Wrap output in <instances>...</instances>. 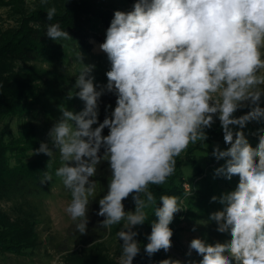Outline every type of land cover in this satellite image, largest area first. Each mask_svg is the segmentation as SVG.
Masks as SVG:
<instances>
[{"label": "clouds", "instance_id": "obj_1", "mask_svg": "<svg viewBox=\"0 0 264 264\" xmlns=\"http://www.w3.org/2000/svg\"><path fill=\"white\" fill-rule=\"evenodd\" d=\"M55 14V7L48 9L46 20ZM45 34L52 41L72 40L59 23L48 24ZM99 49L110 64L106 83L96 82V66L85 64L77 52L72 66L80 70L67 99L78 98L84 107L79 112L59 107L50 143L41 142L32 153L49 157L47 167L59 154L55 176L71 194L65 212L75 231L87 234L100 184L94 177L107 163L110 176L95 215L103 217L97 225L108 234L122 224L116 233L122 241L118 264H133L141 254L134 229L145 225L149 210L155 220L143 251L149 258L169 252L170 225L186 210L177 196L162 195L157 203L151 186L175 175L177 158L190 145L207 144L218 120L226 147L217 143L207 155L224 161L213 178L238 182L211 197L210 203L221 207L203 223L215 222V230L229 239L194 238L186 256L194 251L201 257L198 264H264V127L251 133L258 139L255 147L244 131L250 123H264V0H135L130 11H114ZM107 94L116 98L115 107L105 106L101 122ZM52 178L46 170L40 184ZM128 199L134 210H126Z\"/></svg>", "mask_w": 264, "mask_h": 264}, {"label": "rangeland", "instance_id": "obj_2", "mask_svg": "<svg viewBox=\"0 0 264 264\" xmlns=\"http://www.w3.org/2000/svg\"><path fill=\"white\" fill-rule=\"evenodd\" d=\"M77 1L79 0H0V47L11 38H14L15 42L17 40L21 41L19 37L22 35H29L42 30L44 25L32 18L34 13H45L48 9L55 7L56 13L61 14L69 5ZM106 6L125 12L132 9V6L125 0H111L106 2ZM98 33L105 40L106 32L100 29ZM92 43L94 47L91 53H82L84 63L96 66L94 72L96 82L103 84L106 83L105 72L110 69V64L106 54L100 51V44L95 41H92ZM75 55L66 53L61 62H56L52 66V69L58 71L64 77L61 85L62 94L54 96L49 93L50 97L49 94H44L49 99L34 103V114L28 122L25 118L20 120L0 116V168L8 169L15 168L18 164L22 166L34 164L39 160V155L33 156V152H23L22 156L25 155L24 158L22 156L17 157L22 151L17 147L27 145V140L34 139L33 132L37 133V131L43 134L45 143H50L48 132L61 115L58 110L59 107L61 109L68 108L75 112L83 109L84 104L78 98L67 99L70 91L73 94L75 92L73 88L75 78L80 70L79 65L75 68L72 66ZM33 67L34 65L18 61L0 49V93H5L6 90H35V87L31 84L21 81L19 76L31 71ZM261 107H264V104ZM246 111L247 109L242 110L237 112L236 115L245 114ZM260 127H264V123L257 124L253 122L246 127L244 131L248 140L256 141L257 137L251 133H255ZM208 135L213 137L214 145L218 143L222 150L225 149L226 146L223 142V134L218 120L213 128L208 131ZM30 147L34 149V146ZM212 148L213 146L203 144L194 154L200 169L209 173L210 171L214 172L223 162L215 161L211 155L207 156L208 153H211ZM184 155L183 158L185 159ZM52 161L57 163V166L51 169L55 175L56 169L61 166L58 153ZM182 173L184 180L181 183L177 182V184L181 188L183 194L181 198L183 200L182 206L186 211L177 214L174 222L170 225L174 231L172 237L173 247L169 252H163L157 259L151 260L154 262L151 264H159L164 259L179 260L181 264H187L188 260L191 259L198 264L201 257L194 251L190 258L186 256L192 239L203 238L207 239L209 243H223L229 239L226 234H220L215 230V222L203 223V221L208 220L209 215L214 210H211L208 214L205 209L198 208L196 201L190 197V193L195 191L192 185L194 169L186 161H183ZM169 179L173 180L172 177ZM237 182L238 178L235 177L231 182L222 179L221 182L216 183L215 181L212 183L210 180L208 205L213 206V208H220L221 206L218 203H210L211 197L233 190ZM169 184V181H167L162 186L165 187ZM186 184L189 185V189H187ZM159 187L161 186H158L157 189ZM158 193L160 194L158 198L162 195H169L162 190V187L161 190H157L156 197ZM92 199L98 201L99 192H96V197ZM70 200V192L65 189L62 180L57 176H54L49 184L43 186L42 192L36 198L25 200L0 199V244L17 242L18 245H23L22 247L27 249V255L21 258L0 254V264H70V262L72 264H118L119 257L122 254L120 246L122 241L120 242L116 237L118 229L111 230V233L106 235V239L105 235H101L92 228H88L87 234L83 236L79 233L77 235L67 234L68 229L73 224L65 212ZM130 203L132 205L131 210H134L131 199ZM191 207L198 208V211L191 214ZM150 211L148 212L149 218L151 217ZM203 213L208 215L204 216ZM202 214L203 216H201ZM149 218L143 225V231L141 232L143 243L146 242V235L151 233ZM194 226L196 227L195 232L191 230Z\"/></svg>", "mask_w": 264, "mask_h": 264}, {"label": "trees", "instance_id": "obj_3", "mask_svg": "<svg viewBox=\"0 0 264 264\" xmlns=\"http://www.w3.org/2000/svg\"><path fill=\"white\" fill-rule=\"evenodd\" d=\"M111 0H79L74 4L68 6L63 13H56L51 21L46 20L47 12H38L32 15V18L44 25L42 30L34 32L29 35H22L21 41L17 40L15 42L14 38L9 39L0 49L7 53L10 57L31 65H34L31 71L26 74H20V80L29 83L35 90H21V91H5V93H0V116H6L10 118L26 119V122L29 121L32 114H34V103H37L41 100H48L50 94L54 96H59L62 94V87L64 77L59 74L58 71L52 69V66L56 62H61L63 56L68 53L70 55L81 52L84 54L91 53L94 45L92 41H95L97 44H102L104 38L99 34V30L106 32L107 28L110 25V21L113 18L115 9L106 6V2ZM131 6L135 0H125ZM59 23L61 30H65L72 37V40H60L52 41L45 34L46 26L48 24ZM50 93V94H49ZM44 94H49V97H45ZM115 97L111 94H107L102 97L100 116L99 119L102 122L105 117V106L112 105L115 107ZM18 104V105H17ZM17 105V106H16ZM34 130V129H33ZM38 133V131H37ZM33 132L34 139L27 140L25 146L17 147L22 150L17 157H21L23 152H33V150L39 148L40 143L44 142L43 134ZM108 134V130L105 129L104 135ZM213 136V134H212ZM209 137V140L206 142L208 146H213V137ZM249 142L256 146L258 139L249 140ZM255 143V144H254ZM33 144V145H32ZM203 144L190 145L187 150L184 158H177L176 172L172 176V179H168L169 185L161 186L162 190L166 194L171 196H177L180 199L183 197L181 188L177 182H183V173L182 166L183 161H186L191 168L194 169V174L192 175L193 189L190 196L198 208L205 209L208 214L213 211H217L220 208L208 205L209 200V189H210V180L211 182H221L222 178H213V171H203L197 163L196 156L194 155L200 149V146ZM34 146V149H31ZM25 155L22 156L24 158ZM22 160V159H21ZM49 157L41 154L39 155V160L34 164L22 166L18 164L15 168L2 169L0 168V199L2 200H25L36 198L43 190V186L40 184V180L43 177L44 171H49L54 177V172L51 171L52 168L57 166L56 161H51L50 167H47ZM224 161L221 163V165ZM220 165V166H221ZM212 174V175H211ZM110 172L108 170L107 163H104L98 168V175L94 177L97 179L100 184L97 185V192H99V199L106 193V186ZM53 179V178H52ZM158 186H151V191L156 194L157 190H161V187L157 189ZM179 187V188H178ZM159 192V191H158ZM158 193L156 200L159 203ZM126 210H131L132 205L130 199L124 201ZM198 208L191 207V214L196 213ZM99 205L98 201H93L90 205L89 218L90 223L88 228L95 229L101 235H107L108 232L106 229L100 228L98 221H101L103 217H98L95 215V212L98 211ZM151 217L149 222L155 220L154 212L150 211ZM204 216L208 215L203 213ZM203 214L201 216H203ZM121 225L113 226L112 230H120ZM138 230L140 235L138 237L139 242L141 243L142 250L139 257H136L133 261V264H151L154 263L151 260H155L158 256L163 254V250L155 254L152 258H149L143 251V245L148 241L146 240L143 243V238L141 239V232L143 231V226L134 229ZM68 235H77L78 232L75 231V224L73 223L68 229ZM145 240V238H144ZM23 245H18L17 242H11L10 244H0V254L1 255H12L15 257H24L27 254V249L22 247ZM70 264H72L70 262Z\"/></svg>", "mask_w": 264, "mask_h": 264}, {"label": "built area", "instance_id": "obj_4", "mask_svg": "<svg viewBox=\"0 0 264 264\" xmlns=\"http://www.w3.org/2000/svg\"><path fill=\"white\" fill-rule=\"evenodd\" d=\"M186 185H187V184H186ZM186 187H187V189H189V185H187Z\"/></svg>", "mask_w": 264, "mask_h": 264}]
</instances>
